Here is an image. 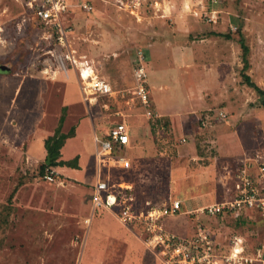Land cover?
<instances>
[{
	"label": "rangeland",
	"instance_id": "1",
	"mask_svg": "<svg viewBox=\"0 0 264 264\" xmlns=\"http://www.w3.org/2000/svg\"><path fill=\"white\" fill-rule=\"evenodd\" d=\"M28 1L0 0V65L9 67L0 72V264H163L141 226L91 208L93 136L117 123L132 137L122 153L130 167L110 163L102 173L130 184L138 207L181 198L164 227L187 239L207 226L217 252L204 264H264V214L246 208L242 223L200 213L234 198L242 164L258 174L264 163V102L243 79L238 34L250 49L245 73L264 90V0H94L91 12L87 0H70L66 45L37 25ZM85 60L112 94L83 92ZM143 65L152 118L133 93ZM54 134L63 165L49 182L39 171Z\"/></svg>",
	"mask_w": 264,
	"mask_h": 264
},
{
	"label": "built area",
	"instance_id": "2",
	"mask_svg": "<svg viewBox=\"0 0 264 264\" xmlns=\"http://www.w3.org/2000/svg\"><path fill=\"white\" fill-rule=\"evenodd\" d=\"M120 1L125 4L124 1L126 0ZM133 1L136 2L137 0ZM27 6L37 18L42 20L47 29L56 32L59 45H66L67 33L72 30L71 26L66 24L67 14L75 5L70 0H29ZM81 6L84 11L93 9L90 1L84 2ZM129 6L131 5L127 7ZM133 6L134 11L136 6ZM66 58L73 62L75 66L77 65V60L67 54ZM77 68L83 83V92L86 95H109L113 93L110 83L96 75L86 60L79 62ZM134 78L135 89L133 93L144 107L145 114L152 118L153 109L148 88V75L144 65L136 68ZM219 114L221 118L227 117V114L223 111ZM201 125L205 126L206 121L202 120ZM185 141L183 139V142ZM94 142L98 160V175L91 196L93 211L100 207L116 209V215L124 225L141 226L144 233H146L145 243L147 247L157 253L163 264H204L205 262H212V256L217 252V249L212 243L213 234L209 232L207 226L199 223L193 236L187 239L165 229L163 218L179 214L183 206L181 200L174 199L162 204H153L147 201L143 206L138 207L135 196L130 193L132 187L129 184L124 182L115 184L109 176L103 177L101 175V166L110 163L113 166L119 164L123 168L130 167V162L125 156L117 155L118 147L130 143L129 129L126 124L118 123L111 127L106 138L95 135ZM257 164L258 174L255 173L254 169H251L255 167L251 162L242 164L239 172L235 173V182H232L230 189V191H236V195L234 198L232 197L233 199L227 198L221 202L207 205L200 209V213L212 216L233 213L235 217H240L241 214L244 215L247 208L264 214V184L260 183L264 174V163L258 162ZM43 178L49 182L57 181L59 178L57 167H47Z\"/></svg>",
	"mask_w": 264,
	"mask_h": 264
},
{
	"label": "trees",
	"instance_id": "3",
	"mask_svg": "<svg viewBox=\"0 0 264 264\" xmlns=\"http://www.w3.org/2000/svg\"><path fill=\"white\" fill-rule=\"evenodd\" d=\"M87 1H90L93 5V1L94 0H87ZM94 9V7H93ZM92 9V10H93ZM27 10L29 12H31V10L27 7ZM91 10V11H92ZM89 11V12H91ZM104 17V16H102ZM37 19V25L41 26V27H44V28H47L46 25L42 22L41 19L39 18H36ZM54 33V38L55 40L59 43L58 39H57V35H56V32L53 31ZM238 34L240 36L239 38V43H240V46H241V49H242V60H243V63H244V67H243V79L245 81V83L252 87L254 90H256V92L258 93L259 97L262 98V101L264 102V90L262 88H260L256 83H254L252 80H251V77L245 73L248 69H249V66H250V62H249V52H250V49H249V46L246 42V38L245 36L241 33V31H238ZM225 37L227 38H230V35L228 34H224ZM9 71V67H7L6 65H3L1 64L0 65V72H8ZM218 118L220 119H224V118H221L219 116V114L217 115ZM216 117V118H217ZM157 124L159 126H166V127H169V124H168V121L165 120V121H161L160 119L157 120ZM57 134V133H56ZM54 134L52 137H49L46 139L45 141V148L47 150V154H46V157L44 159V163H42L40 165V171H39V174L41 177H43L44 173H45V169L49 166H61L63 165L61 163V161H59L57 158H58V155H57V149L59 148V146L62 144V142L59 140V135H56ZM120 149V147H118V150ZM227 214H233V213H227ZM219 215H222V214H219ZM218 215V216H219ZM242 217H245L243 214H241L240 217H237V221H240L243 223L242 221Z\"/></svg>",
	"mask_w": 264,
	"mask_h": 264
},
{
	"label": "crops",
	"instance_id": "4",
	"mask_svg": "<svg viewBox=\"0 0 264 264\" xmlns=\"http://www.w3.org/2000/svg\"><path fill=\"white\" fill-rule=\"evenodd\" d=\"M118 124V123H117ZM114 125H116V124H114ZM114 125H112L111 127H113ZM111 127H109L108 128V130L106 131V133H104V134H98V133H95L94 134V136L95 135H97V136H99V137H101V138H106L107 136H108V133H109V130L111 129ZM94 136H93V140H94ZM129 136H130V143L128 144V145H126V146H120V149L117 151V155H119V156H124V155H126V149H128V147L131 145V134H130V131H129ZM46 141V140H45ZM94 145H95V142H94ZM42 147H43V150H44V159H45V157H46V154H47V150H46V148H45V143H43V145H42ZM122 153H124V155L122 154ZM109 164H107L106 166H108ZM106 166H101V173H102V168H104V167H106ZM113 166V165H112ZM62 169V168H61ZM103 174H104V177L106 176L105 175V173H102L101 175L103 176ZM97 175H98V168H97ZM95 182H96V180H95ZM95 182L94 183H92V186H91V194H92V191H93V187H94V184H95ZM218 184V183H217ZM130 185V184H129ZM221 190H222V183H221V186L220 185H218V191L219 192H221ZM130 193H132V190L130 191ZM133 194V193H132ZM178 199H180L181 200V198H178ZM182 201V200H181ZM138 203V202H137ZM91 208H92V201H91ZM93 210V209H92ZM178 232H180V233H186V230H184L183 229V231H178Z\"/></svg>",
	"mask_w": 264,
	"mask_h": 264
}]
</instances>
